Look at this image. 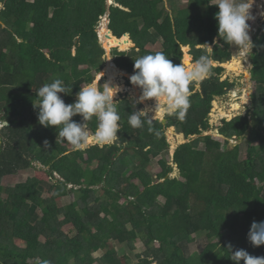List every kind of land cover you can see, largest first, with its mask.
<instances>
[{"label":"trees","instance_id":"trees-1","mask_svg":"<svg viewBox=\"0 0 264 264\" xmlns=\"http://www.w3.org/2000/svg\"><path fill=\"white\" fill-rule=\"evenodd\" d=\"M0 5V113L9 126L0 130V264H123L118 252L109 248L112 241L135 249L139 238L146 250L136 255V264H234L229 245L233 251L244 248L250 255L264 256V245L253 247L247 239L251 223L264 221V20L253 47L252 112L224 118L218 128L222 140L204 134L210 129L215 97L235 85L229 78L222 80L225 68L217 65L200 88L190 86V107L183 119L166 115V124L155 119L153 131L147 123L132 128L128 117L134 102L125 95L116 103L119 140L73 151L59 137V127L38 122L36 90L60 78L71 92L60 95L72 103L80 87L101 72L106 50L97 26L107 10L109 26L120 38L115 46L126 50L136 43L129 51L113 50L115 65L133 74L134 60L149 53L163 52L180 63L188 58L183 49L189 46L194 62L214 38L220 44H213L215 62L230 60L235 48L217 36L218 7L208 6L210 14L201 26L170 36L163 24L170 13L165 0H113L110 7L107 0H0ZM188 13L181 9L173 15L188 18ZM108 35L113 36L110 30ZM160 41L161 50L147 47ZM235 63L234 57L226 66ZM96 123L93 117L90 131ZM169 126L187 139L197 137L175 150L179 177H171L173 167L162 161L155 179L145 167L151 157L169 149ZM231 140L244 141L246 151L242 142L231 146ZM35 162L47 168L51 181L2 184L4 177ZM100 184L102 202L95 188ZM69 185L74 200L60 206L58 199ZM68 225L76 230L74 235L65 232ZM199 233H205L208 243L193 250V236ZM96 251L103 254L95 256Z\"/></svg>","mask_w":264,"mask_h":264},{"label":"clouds","instance_id":"clouds-1","mask_svg":"<svg viewBox=\"0 0 264 264\" xmlns=\"http://www.w3.org/2000/svg\"><path fill=\"white\" fill-rule=\"evenodd\" d=\"M253 3L254 0H207L208 6L218 7L214 13L217 36L224 44L233 46L243 61L255 46L249 23L255 19L250 11ZM206 44L203 54L194 62L191 58H183L180 63H174L163 52L149 53L134 60V73L129 80L141 90V94L132 100L134 110L128 117L132 128H142L147 123L149 131H153L155 118L161 113L184 118L190 107V86L207 79L216 66L213 44L219 46V40L214 38L212 44ZM100 79L94 78L80 87L72 103H65L60 95L71 93L60 78H53L51 83L36 90L39 102L33 103V107L38 109V122L44 127H59V137L70 144L73 151H83L91 145L111 146L119 140L121 115L114 96L121 88L113 86L111 79L103 84ZM148 100H154V104L136 108L137 104ZM77 115L81 117L79 121L73 119ZM0 117V130L9 127L5 114L0 113ZM93 117L96 118V128L90 131L89 122ZM44 145L48 146L47 140ZM247 239L253 247L264 245V221L251 223ZM228 249L234 264L241 261L244 264H264V256L250 255L244 248L233 251L231 245Z\"/></svg>","mask_w":264,"mask_h":264},{"label":"rangeland","instance_id":"rangeland-1","mask_svg":"<svg viewBox=\"0 0 264 264\" xmlns=\"http://www.w3.org/2000/svg\"><path fill=\"white\" fill-rule=\"evenodd\" d=\"M196 4L200 0H193ZM166 2V1H165ZM190 6V0H173L171 4H168L167 7L169 10H181L186 7ZM255 17L254 21H249L251 24V30H250V35L255 42L256 38L261 34L262 28L261 24L264 20V0H254L253 6L250 10ZM105 17V16H104ZM106 20L107 18L102 17L101 24H98L97 29L99 27V33L101 37V43L102 46L106 48V55L105 57L108 59L105 60L106 64L104 66V75L102 73H98L97 75V80L100 79V83L103 84L105 80L111 79L113 86L118 85L121 88V91L117 93L114 96V100H116L115 103L118 102L119 99L123 98L125 95H127L128 92L132 94L130 98H138L139 95L141 94V90L134 86V85H127V80L129 79L130 76L127 75H122V71L117 68L116 71L111 68L109 69V64L114 63L112 58L110 57L113 55V50L117 48L118 51H129L131 48L122 50L119 47L120 42L118 40L115 41L114 44H111L112 37L108 35L109 28H107L108 32L106 31ZM109 42H107V40ZM254 38V39H253ZM118 44V45H117ZM131 43L127 44L130 46ZM162 43L158 42L156 44H150L148 48L152 50H161L162 49ZM117 45V46H115ZM127 45H122V48H126ZM114 46V47H112ZM187 48L183 49L185 51V55L189 51ZM253 51V49H252ZM251 51V52H252ZM109 53V58L108 54ZM75 54V52H74ZM114 57V55H113ZM236 58V63L235 65L231 67H227L226 64L227 62H231L233 58ZM186 58V57H185ZM217 66V65H216ZM220 66H223L225 68V71L223 72V77L222 80L229 78L231 82H233L234 89L229 90L227 93H225L222 96H216L212 108L209 113V123H210V129L206 131L204 134L206 135H212L216 139H223V137L219 134L218 128L222 125V120L224 118L226 119H231L234 118L235 116H238L240 114H246L249 111L253 109V99H252V94L255 91V84L254 82L249 78L251 74V69L253 66V63L251 61V56L250 53L247 57L246 60H242V57L239 55V52L234 49V56L226 61L224 64L222 62L220 63ZM247 66V67H246ZM235 70L237 73L231 72L229 69ZM103 75V76H102ZM122 75V77H120ZM197 88H200V83L197 85ZM118 94H120L118 98ZM141 106L140 108H144L146 105H153L154 100H148L145 101L144 103H140ZM217 104V106H216ZM252 112V111H251ZM166 115L163 113L158 114L156 118L159 119H165ZM166 136L167 140L170 144L169 149L164 151L161 155L158 157H151V160L148 164H146L145 169L151 174L155 179L157 174L162 170L163 168V163L162 161H165L168 163L170 166L173 167V171L170 173L171 177L178 176L179 177V171L178 168L176 167V164L173 162V155L172 153L176 150V148L185 142H188L197 136H193L190 138H186L184 134H179L177 133L175 127L169 126L166 128ZM242 140H231V146H235L237 144H240ZM0 143H1V136H0ZM242 144V149L245 152V143L244 141L241 143ZM69 148L72 150V147L70 144H68ZM245 155V154H244ZM140 158V157H138ZM130 174V173H129ZM49 180L51 181V177L49 176L47 172L46 167H42L40 164L36 163L33 164L31 168L21 170L18 174L15 175H8L4 177L2 184L5 186L8 184H16L18 182L22 181H28V180ZM253 183L258 184L257 181L255 180ZM69 188L64 191L63 195L58 199V203L60 206H64L67 203H70L74 200V193L71 191L72 186L69 185ZM104 190L103 187H100V193L99 196L102 198L104 196L103 194ZM47 195H44L46 197ZM6 195H4V198ZM125 198H122L119 202L123 203ZM163 200V198H161ZM102 202V201H100ZM100 202H97L95 204H98ZM38 213L40 214V210H38ZM102 216L105 214L102 213ZM65 232H67L70 235H74L76 233V230L71 228L70 225L64 227ZM42 240H45L44 237H41ZM194 242L191 244L193 250H200L203 249L208 243L207 239L205 238V233H199L193 236ZM212 241L214 242H219L218 238H214ZM18 245L20 246H25V243L21 240H16ZM157 245V244H156ZM112 250H115L118 252L123 264H136L138 259L136 258L137 254H142L146 250V246L144 242L139 238L135 242V249H131L127 244L125 243H120L119 241L113 240L112 245L109 247ZM95 256H101L103 254V251H96L93 252ZM97 264V263H96Z\"/></svg>","mask_w":264,"mask_h":264},{"label":"crops","instance_id":"crops-1","mask_svg":"<svg viewBox=\"0 0 264 264\" xmlns=\"http://www.w3.org/2000/svg\"><path fill=\"white\" fill-rule=\"evenodd\" d=\"M165 6L167 7L168 4H171L173 2L170 1V0H165ZM189 1V0H188ZM107 2H113V0H107ZM113 4V3H112ZM111 4V5H112ZM111 5H108V7H110ZM4 5H0V12L2 10ZM168 9V7H167ZM184 9H188V15L190 17L187 18V16L185 15H180V16H174L173 15V12L175 10H169V15L167 16V18L165 19L166 22H164L163 24H166L165 26V31L167 32L168 35L170 36H173L175 35L176 33H179V32H184V31H188V30H192V29H196L197 27L201 26L202 24V20L203 19H206L209 14H210V10L208 8V5H207V2L206 0H200L196 6H195V3L193 0H190V6L184 8ZM179 11V10H177ZM108 12V11H107ZM106 12V13H107ZM188 19H192V21L190 22V24H186L187 20ZM109 20V23H110V18H108ZM193 24V25H192ZM192 25V26H191ZM109 28V27H108ZM109 33V32H108ZM161 41H163V38L161 37ZM160 41V43H161ZM150 44L147 45V47L149 46ZM185 49V47H184ZM187 49L188 51L190 50V47L187 46ZM74 52H75V49H74ZM190 54H187V57L190 58L189 56ZM184 56H185V51H184ZM192 60H193V57L191 56ZM234 59V58H233ZM114 61V60H113ZM227 61V60H225ZM223 62V61H222ZM221 62H215V65H220ZM121 69V68H120ZM251 75V74H250ZM93 146V145H91ZM90 146V147H91ZM175 152V151H174ZM177 167V166H176ZM133 170H131L132 172ZM103 187L102 184L96 186L95 188H98L99 189V192H98V197L100 198L99 196V193H100V187ZM104 193V192H103ZM103 197L100 198V200L102 201ZM121 203V202H120Z\"/></svg>","mask_w":264,"mask_h":264},{"label":"water","instance_id":"water-1","mask_svg":"<svg viewBox=\"0 0 264 264\" xmlns=\"http://www.w3.org/2000/svg\"><path fill=\"white\" fill-rule=\"evenodd\" d=\"M113 2H107V6L108 5H111ZM108 12L104 15L105 17H107V18H109V16H110V11L109 10H107ZM109 30H110V32L113 34V36L115 37V39L116 40H119L120 38L119 37H117V36H115L114 35V33H113V31H112V29L110 28V26H109ZM125 35H128L129 36V38L131 39V36H130V34L129 33H125V34H123V36H125ZM122 38V37H121ZM132 40V39H131ZM133 41V40H132ZM133 43H134V46L133 47H136V43L133 41ZM105 48V47H104ZM105 50H106V48H105ZM107 51V50H106ZM107 56H108V58H109V53L107 52ZM192 56V55H191ZM250 56H251V61H252V58H253V56H254V52L252 51L251 53H250ZM110 57L112 58V60H114V57H113V55H111V53H110ZM107 59V58H106ZM108 60V59H107ZM184 60V59H183ZM100 73H104V69H102L101 70V72ZM128 74H130V75H132L131 73H128ZM251 76L252 75H250V79H251ZM94 78H96L97 79V75H95L94 76ZM93 78V79H94ZM127 95H128V97H130V96H132V94L130 93V92H128L127 93ZM119 96H120V94H118V98H119ZM2 111V110H1ZM155 119H157V118H155ZM232 119V118H231ZM231 119H229V120H231ZM161 121H162V123L163 124H166L167 123V120L166 119H161ZM174 153L175 152H173L172 153V155L174 156Z\"/></svg>","mask_w":264,"mask_h":264},{"label":"bare ground","instance_id":"bare-ground-1","mask_svg":"<svg viewBox=\"0 0 264 264\" xmlns=\"http://www.w3.org/2000/svg\"><path fill=\"white\" fill-rule=\"evenodd\" d=\"M107 18V17H106ZM109 27V20H108V18H107V20H106V31L108 32V30H107V28ZM111 38V37H110ZM112 41H111V44H114L115 43V41H116V39H115V37L114 36H112ZM106 40H107V38H106ZM107 42H109L108 40H107ZM132 46H133V44H132ZM131 46V47H132ZM185 57H186V55H185ZM192 59V58H191ZM247 67V66H246ZM111 68H113L115 71H116V69L118 68L116 65H115V63H110L109 64V69H111ZM121 71H122V74H124V75H127V76H131L130 74H128V72L127 71H125V70H123V69H121Z\"/></svg>","mask_w":264,"mask_h":264},{"label":"built area","instance_id":"built-area-1","mask_svg":"<svg viewBox=\"0 0 264 264\" xmlns=\"http://www.w3.org/2000/svg\"><path fill=\"white\" fill-rule=\"evenodd\" d=\"M102 17H104V15H102V16L100 17V22H99V24H101V21H102ZM97 31H98V34H99V38H100V41H101V37H100V33H99V30L97 29Z\"/></svg>","mask_w":264,"mask_h":264}]
</instances>
